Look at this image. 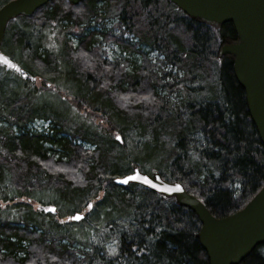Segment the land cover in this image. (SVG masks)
<instances>
[{
  "label": "trees",
  "instance_id": "1",
  "mask_svg": "<svg viewBox=\"0 0 264 264\" xmlns=\"http://www.w3.org/2000/svg\"><path fill=\"white\" fill-rule=\"evenodd\" d=\"M234 41L231 23L168 0H53L10 20L0 51L21 72L0 66V264H208L193 211L113 179L156 174L217 219L260 191L264 147L219 55ZM239 264H264V244Z\"/></svg>",
  "mask_w": 264,
  "mask_h": 264
},
{
  "label": "water",
  "instance_id": "2",
  "mask_svg": "<svg viewBox=\"0 0 264 264\" xmlns=\"http://www.w3.org/2000/svg\"><path fill=\"white\" fill-rule=\"evenodd\" d=\"M51 1L12 0L3 5L0 8V45L9 20L17 16L30 17L35 10ZM82 1L68 0L72 5ZM168 1L190 18L213 25L232 24L237 41L222 46L219 55L233 57L234 77L244 91L250 119L264 147V0ZM3 58L0 52V65L19 72L17 67L5 64ZM133 174L145 176L137 167H133L131 174L116 178L113 182L121 187L135 183L156 192L162 198L174 197L180 206L195 213L201 224L198 240L208 264H239L256 246L264 244V183L243 209L217 219L178 183L165 182L157 175L149 177L153 179L155 187L140 179L121 182ZM176 185H180L179 190ZM165 188H171L172 191H165Z\"/></svg>",
  "mask_w": 264,
  "mask_h": 264
},
{
  "label": "rangeland",
  "instance_id": "3",
  "mask_svg": "<svg viewBox=\"0 0 264 264\" xmlns=\"http://www.w3.org/2000/svg\"><path fill=\"white\" fill-rule=\"evenodd\" d=\"M104 50H105V52H106V57L109 59V60H112V59H115L116 57H118L119 55H121V56H126V57H130L126 52H121L117 47H115V46H109V45H107V46H105L104 47ZM36 84V86H39V83H35ZM59 94H60V92H59ZM54 96H56L55 98H54ZM42 97V101H43V103H49V108H54V109H58V111L57 112H60V113H62V115H63V118H64V116L65 117H67V118H64V119H66L67 121H66V123L67 122H69V125L70 126H74L73 125V123H74V121H75V115L73 114V111H74V109H72V110H70V108H68V106H66V104H63L62 106H56L55 104L60 100V99H58L59 97L57 96V94L56 95H53V96H49V95H42L41 96ZM63 99H67V98H63ZM42 121V120H41ZM49 122H50V120H48ZM48 121H45V122H48ZM51 123V122H50ZM75 124V123H74ZM47 127H45V129H46ZM29 130H34V131H38L39 129H38V126L36 125V120H34V123L31 125H29ZM79 143V142H78ZM85 148H88V146L87 145H83ZM48 208H46V210H47ZM76 245V244H75ZM108 250L109 251H112L111 250V246L109 245L108 246Z\"/></svg>",
  "mask_w": 264,
  "mask_h": 264
},
{
  "label": "snow or ice",
  "instance_id": "4",
  "mask_svg": "<svg viewBox=\"0 0 264 264\" xmlns=\"http://www.w3.org/2000/svg\"><path fill=\"white\" fill-rule=\"evenodd\" d=\"M4 59V63L5 64H8L10 65L11 67H16L15 65H12L11 62L7 59V58H3ZM117 139H119V137H117ZM137 179H140L143 181V183L147 184V185H150L152 187H155L156 185L153 183V179H150L148 176H140L139 174H133L131 176H128L126 178H124L121 182L122 183H128L129 181H134V180H137ZM177 190L180 189V185H176L175 186ZM165 191H169L171 192L172 189L171 188H165L164 189ZM89 209H92L93 208V205L92 204H89L88 205ZM49 211L51 212H55L56 209L55 208H51V209H48ZM70 219H75V220H80L82 219L83 217L77 213L75 216H72V217H69Z\"/></svg>",
  "mask_w": 264,
  "mask_h": 264
},
{
  "label": "bare ground",
  "instance_id": "5",
  "mask_svg": "<svg viewBox=\"0 0 264 264\" xmlns=\"http://www.w3.org/2000/svg\"><path fill=\"white\" fill-rule=\"evenodd\" d=\"M257 247V246H256ZM254 250V249H253Z\"/></svg>",
  "mask_w": 264,
  "mask_h": 264
}]
</instances>
